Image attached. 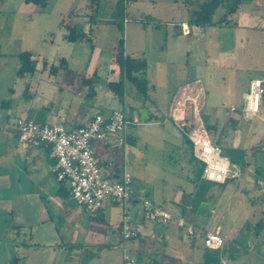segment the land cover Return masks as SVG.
Listing matches in <instances>:
<instances>
[{
	"label": "crops",
	"instance_id": "crops-1",
	"mask_svg": "<svg viewBox=\"0 0 264 264\" xmlns=\"http://www.w3.org/2000/svg\"><path fill=\"white\" fill-rule=\"evenodd\" d=\"M21 1L22 4H34L43 9L61 2L71 21L58 20L57 34L54 30H42L39 39L44 44L40 47L34 44L21 51L31 53L36 61L34 73L19 76L18 55L21 52L15 54L18 63L11 72L14 80L9 88L10 102L0 109V126L7 128V131L0 132V244H7L3 245L5 251L13 249L19 264H122L120 207L106 202L96 217L87 215L70 195H66L67 188L57 181L49 148L44 144H21L11 122L27 118L37 123L62 124L66 129L74 130L87 125L97 113L108 115L113 110L126 107L129 119H137L138 123H133L129 129L125 155L114 147V137L94 143L93 150L111 180L120 179L124 166L132 176L131 208L138 238L130 241L128 247L136 263L205 264L206 256H213L214 253L206 251L203 234L220 228L226 243L219 251L217 264H264V179L248 178L245 181L246 193L233 198L235 203L230 207L223 204L221 198L214 202L213 190H221L229 181L220 185L202 179L203 164L194 157L185 131L178 128L171 118L176 109H183L196 123H210L217 118V113L204 114L206 91L201 80H186L176 89L165 90L164 93L163 84L159 86L151 78L141 79L136 75L152 64L147 48L152 59L155 58L154 65H157V73L160 74L163 64H175L169 59H180L183 52L192 53L193 50L186 44L188 37L192 30L201 31L204 28L188 25V16L186 20L180 21L179 18L177 24L157 18H136L134 23H129L125 7L136 4L138 0H128L127 3L122 0H45V6ZM115 1L122 2L124 6L121 28L126 37L124 34L118 37L114 33L108 40L100 36V29L97 28L100 22L107 20L94 18L93 11L104 9V6L111 8ZM167 22L176 24V32L169 34L165 30ZM251 22L250 16L247 21L239 19L235 27L239 32L237 40L244 42L256 38L251 34L261 33L257 41L264 47V32L251 29ZM77 25L82 27L78 29ZM34 26L29 36L35 37L36 41L39 29L36 24ZM71 30L80 35L75 42L66 39ZM154 31L164 32L162 38L165 40L156 49ZM15 35L22 42L23 37L28 36L22 31ZM127 37L130 41L135 38L137 45L133 47L126 42ZM121 40L125 57L146 63L143 70L134 73L138 79L147 81L146 96L139 95L127 79H124L123 100H119L109 88L110 84L118 83L122 78L119 67ZM85 42H90L92 48L88 60V50L83 45ZM212 49L206 48V55L212 53ZM141 55L145 59H141ZM227 57L232 62L236 61L235 55ZM261 67L263 73L264 63ZM4 69L0 60V74ZM259 79L264 81V73ZM246 93H243V101ZM195 102L199 111L192 117L187 109ZM263 106L264 98L260 115ZM232 108L235 111H231ZM140 110H145L144 120ZM228 115L232 118L238 115L237 108L231 107ZM255 138L259 145L264 144L262 130L255 133ZM240 143L234 141L232 147L244 149L247 160V150ZM164 156L170 161L174 157V163L167 167ZM143 199L163 206L176 218L186 217L195 229L196 238H186L175 222L168 225L145 222L141 216ZM238 209L242 214L244 212L243 215L239 213L243 220L235 219L239 216L235 213ZM257 215L262 220L258 221V225ZM247 218L253 219V223ZM247 224H250L251 230L245 235L243 227Z\"/></svg>",
	"mask_w": 264,
	"mask_h": 264
},
{
	"label": "rangeland",
	"instance_id": "rangeland-1",
	"mask_svg": "<svg viewBox=\"0 0 264 264\" xmlns=\"http://www.w3.org/2000/svg\"><path fill=\"white\" fill-rule=\"evenodd\" d=\"M201 2L203 0H138L136 4L125 7V17L129 19V23H134L136 18H142L143 20L157 18L163 22L171 20L170 22L177 24L179 18H181L180 21L186 20L188 16L187 10L199 9ZM66 12L62 8L61 2H55L47 9H43L40 6L35 7L34 4H22L21 0L0 1V60L2 67L5 68V72L3 70L0 74V109L2 105L4 106L7 102H10L9 88L14 80V75L11 72L18 63L15 54L25 49L28 50L34 44H37L35 45L37 47L44 44L39 39V34L42 30H54L53 32L57 34L58 32L55 31V28L58 20L71 21V17ZM223 12L224 10L219 8L215 14L214 21H217ZM93 13L94 18L98 20H107L106 22H100L97 27L100 29L101 37H107L108 40H111L114 33H117L118 37L123 36L124 33L121 27L124 19V6L122 2L115 1L113 7L104 6V9L93 11ZM247 15L250 16V19L252 17L249 27L264 32V2L252 0L242 5L237 14L229 17L230 27H205L201 31L199 29L192 30L191 35L188 37V43L186 42L193 50L192 53L188 55L183 52L180 59H169L170 61L174 60L175 64H163L160 68V74L157 73V65H154L156 60L155 58L152 59L151 52L147 48V56L152 64H150L148 69L136 73L138 78L144 79L148 77L155 80L159 86L163 84L164 93L165 90L176 89L186 80L191 82L197 78L201 80L206 91L204 114H218L217 118L210 122V125L217 127L215 130L216 136H218L220 131L222 132L220 146L223 149H227L234 146V141L242 142L240 143L241 146L247 150L246 158L251 162L248 168L240 166L241 174L239 178L229 181L227 186L222 187L221 190H213V201L215 202L217 198H221V200L223 199V204L229 205V207L235 203L232 201L233 198H237L240 193H246L245 181L248 178L257 177V179H264L263 172L260 175L256 171L260 165L264 167V150L258 153L256 159L251 156V147L253 145H255L254 147L260 146L255 138V133L259 130L264 132V106L262 114L253 120L248 121L240 116L241 109L244 107L243 93L248 92L250 80L262 78L264 73L261 70V66L264 63V47L257 41V36L262 34H251V37L256 38H249L244 40V42L242 40L238 41L236 38L239 32L235 30V27L238 26L239 19L242 18L247 21V17H249ZM34 24H36L37 30L39 29L36 41L35 37L30 38L29 36L30 30L35 28ZM165 24H167L165 30H168L169 34L176 32V24L175 26L171 23L168 24V22ZM81 27L77 25L78 29ZM18 31L26 32L28 35L26 38L23 37V42L18 40V35H15ZM154 33L156 49L158 45H163L165 40L162 38L164 32L154 31ZM132 39L130 41L127 37L128 41L126 42L134 47L137 43L135 38L132 37ZM83 45L88 50L86 52V60H88L92 51L91 44L90 42H85ZM210 47L213 48L212 53L206 55L205 50ZM231 54L236 56L235 62L230 61L227 57ZM140 58L145 59L143 56ZM224 61L229 63H224ZM149 70L151 71L147 72ZM231 107H236L238 110V115L233 118L228 115ZM220 111L221 113H218ZM15 123L16 120L13 119L11 125ZM262 145L264 147V144ZM164 158L167 167L174 163V157L173 161H170L167 156H164ZM231 212H234V210H231ZM235 213L236 215H239V213L241 215L244 214V212L242 214L241 209L235 210ZM257 216L256 225H258V221H262L260 220L261 217ZM235 219L243 220L240 215ZM247 220L253 223V219L247 218ZM243 228L245 235L251 230L250 224ZM3 245L5 247L7 244H0V264H4L5 261H8V264H19V260L14 256L15 251L13 249L5 251Z\"/></svg>",
	"mask_w": 264,
	"mask_h": 264
},
{
	"label": "built area",
	"instance_id": "built-area-1",
	"mask_svg": "<svg viewBox=\"0 0 264 264\" xmlns=\"http://www.w3.org/2000/svg\"><path fill=\"white\" fill-rule=\"evenodd\" d=\"M127 3L128 0H122ZM188 33V31H187ZM264 98V81L256 78L250 81L244 95L241 116L253 120L261 113ZM185 106V104H184ZM192 117L198 113L195 102L191 108ZM231 111H235L234 108ZM171 118L178 128L185 131L191 143L194 157L203 164L202 179L206 182L224 185L239 178L240 165L226 156L225 149L215 144L203 122L196 123L183 109H176ZM138 120H130L127 108L113 110L110 114H95L84 127L68 130L62 124H40L34 120L20 118L14 124L18 140L24 146L46 145L49 157L54 161L53 173L58 182H65L70 198L90 217H96L106 202L117 204L121 209L120 253L122 264H137L128 243L138 238L133 222L131 202L132 176L124 166L119 180H111L100 166L93 150V144L114 137V147L125 155L129 129ZM7 131L0 126V132ZM111 165V164H110ZM141 216L145 222L164 225L176 223L186 238L193 240L196 232L186 217L176 218L170 211L150 200L141 201ZM226 243L220 228L207 231L203 245L209 251L221 250Z\"/></svg>",
	"mask_w": 264,
	"mask_h": 264
},
{
	"label": "trees",
	"instance_id": "trees-1",
	"mask_svg": "<svg viewBox=\"0 0 264 264\" xmlns=\"http://www.w3.org/2000/svg\"><path fill=\"white\" fill-rule=\"evenodd\" d=\"M28 2H34L35 4L45 6L46 2L45 0H27ZM129 1H135V0H129ZM252 0H203L200 4V8L197 10H191L188 11V18L187 23L190 26H196L200 28L205 27H230V23L228 21L230 16H233L237 14L239 11V8L248 3ZM264 2V0H261ZM221 8L224 10L223 14L220 16V18L217 21H214L215 14L217 10ZM79 36L76 31L71 30L68 35L66 36V39L69 42H75L79 39ZM119 67L121 71V80L118 83H112L109 85V88L111 91L115 93V95L118 97L119 100H123L124 98V79L129 80L134 87L136 88V91L139 95L146 96L147 90H148V83L146 80L138 79L134 76V73L140 70H143L146 67V63L144 61H136L129 57L124 56V43L123 40L120 41L119 44ZM18 59L20 61V68L18 70L19 76H24L26 74H32L35 71L36 68V61L32 59V55L29 52H21L18 55ZM62 62V61H61ZM9 104V102H7ZM5 104V105H7ZM43 124V123H40ZM205 127L212 139V141L220 146L221 139H222V132L218 133V136H216V126H211L210 123L205 122ZM263 145H260L259 147H254L251 149V156L253 159H256V156L259 152L263 151ZM232 160V159H231ZM233 163H237L241 166V164L235 160H232ZM251 165V162L246 160V165L244 167L248 168ZM257 174H262L261 167H258L256 169ZM264 177V175H263ZM64 187L67 188L65 190L66 195H70V191L67 187V184L65 182H60ZM206 232L203 234V238L205 236ZM196 238V235L194 239ZM209 251V250H206ZM219 251H212L214 253L213 256H206V263L205 264H217V257L219 256ZM152 264H160L156 261H154Z\"/></svg>",
	"mask_w": 264,
	"mask_h": 264
},
{
	"label": "water",
	"instance_id": "water-1",
	"mask_svg": "<svg viewBox=\"0 0 264 264\" xmlns=\"http://www.w3.org/2000/svg\"><path fill=\"white\" fill-rule=\"evenodd\" d=\"M139 114L141 115V119L144 120L145 110H140ZM225 153L228 158L239 162L241 166L244 167L246 165V159H245L246 151L244 149L230 147L225 149Z\"/></svg>",
	"mask_w": 264,
	"mask_h": 264
}]
</instances>
